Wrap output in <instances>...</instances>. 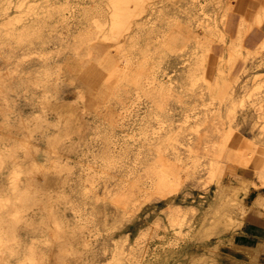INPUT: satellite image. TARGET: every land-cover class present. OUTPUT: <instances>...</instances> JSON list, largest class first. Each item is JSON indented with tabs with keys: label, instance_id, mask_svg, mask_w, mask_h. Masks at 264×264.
<instances>
[{
	"label": "rangeland",
	"instance_id": "1",
	"mask_svg": "<svg viewBox=\"0 0 264 264\" xmlns=\"http://www.w3.org/2000/svg\"><path fill=\"white\" fill-rule=\"evenodd\" d=\"M55 1L57 5L62 6L63 12L65 14L64 19H67V21L64 19V21L60 20L57 18V13H54V15H50L49 17L53 16L50 18V21L53 18H57V22L55 19L51 21L52 25L57 23L56 26L53 25L54 27H51V22H49L47 19L45 24L42 26L43 29L39 32L36 31L41 39L35 36L36 34L33 33V35L31 34V38H27L20 42L15 38H11L10 42L7 40L6 43H0V76L3 74L0 77V85L4 79H13L15 82H19L22 79L26 80L24 85L13 90H6L5 88H2V86L0 87V149L10 150L14 154V156L12 155L6 157V160L4 161L5 164L2 165L3 168H0V193L6 192L10 189L11 171L18 169L19 176L21 177L22 181L28 176H34L36 180L35 182L39 183L36 185L41 187H37L39 190L36 188L37 190H35L36 192H34L33 198L28 201L29 205L33 206L35 210L40 209V207L47 209L46 206H49L48 208H50L53 205L51 208L56 210L58 209L61 212L65 211L67 219L69 218L66 225V233L68 236L65 235L66 250L63 254L65 262L67 261L66 264L69 262V264H114L113 259L114 257L119 256L120 248H123L125 253L128 251V254L130 255L129 261L128 259H125L122 263L133 261L131 263L136 264V261L141 258V255L144 251L143 249L147 250L145 253L147 254L148 252L150 253L155 250L162 252L164 251L163 249L170 247L172 249L176 248L178 251L176 253L174 252L170 254L172 257H169L170 259H168L169 264H193L192 262L195 259L197 264H199V262L200 264H211V261L215 258L217 261H220L221 264H240L238 263L239 261L252 262L254 264H264V243L261 242V239L264 238H261L260 233L255 232L254 229L256 225L264 224V209L259 203L256 202V198L259 196V194L261 192V194H264V185L261 184L260 176L257 173L261 170V167L264 163V130L261 129V120L258 117L260 111L258 107L260 105L259 96L261 95L262 90L264 92V82L262 87L255 88L258 81L256 82L253 80V77L257 74L264 78V19L260 24L254 23L256 16L259 14L257 12L264 11V0H162V2L157 3V8L155 9L156 11L159 9L161 10L157 12L154 10L153 14L147 16L149 20L146 28L139 31V34L143 31V34L141 33L143 36H140V42H142L141 44L143 45L145 43L144 46H146V42H151L152 46H154L157 36L163 31V29H167L170 25H174L172 23L173 18L179 17L178 15H175L179 10L180 13H177L180 15L178 18L179 22L184 25L182 32H185V29H192L196 31L198 29L197 32L203 35V27H201L203 25L200 26V24H205V22H208V18L210 17V22L212 21L213 23L214 21H217L216 23L219 22L218 26L225 29V37L227 38V41H229V44L232 39L234 40L237 37L239 27H241L240 21H242L244 18L248 24L250 23V28H248L247 32L243 36V43L249 46V49L252 53L246 59L245 69L243 71L239 70L242 60L236 61L234 69H232V72L234 70H239L238 74L240 76L235 84L236 96L233 100L226 101H220L219 99L211 98L209 99L207 94L201 95L198 93L200 92V88L202 86L200 84L207 85L215 83L219 70L225 69L228 71L226 57L228 56L229 44L227 42H224L217 36H212V39L204 38L207 41L206 43L209 44V49L207 51H203V49L200 47L195 48L194 41L190 39L191 41L188 40L189 42H187V46L183 51L165 50L164 55L161 56L162 58L155 54V56L159 57H156V61L159 59L158 62H160L159 64L161 70L159 73L161 74V77L163 76L164 79L172 78L173 84L175 86L177 85V90H174L172 94H167L165 97L164 103L166 104L165 110L163 111L164 116L162 117L163 119L165 118L164 124L167 125L166 127H169L172 123L173 126H179L182 128L179 137L181 136L180 141L183 139L181 141L183 143L184 136L189 137L187 133L192 131L189 129L190 126L194 125L196 116L198 117V120L195 123L196 130L191 132V135L193 136V142L190 145L191 150H189L186 145H182L180 141L176 142V145L178 144L181 146V164L183 167L177 190L171 194H167L166 197H161L158 194H152L148 200H145V194H140L137 200L138 204L135 202L133 206L128 208V210L132 209L131 211L129 210L128 213H126L127 210L123 211L122 208H118L119 210L115 211V206L112 205L108 199H97L93 192L101 193L106 187L109 189H116V187L119 188L120 186H128L129 184L126 183H131L133 180L139 179V182H143L145 180V173L142 170L145 168L144 166L146 163V158L151 156L149 155V152L151 151L148 150L149 145L147 143L150 138L155 135V131L158 128V117L155 114L157 110L155 109L154 111V108L156 107H154L153 102L150 101L151 99L148 96H146L144 93H140L141 91L134 88L133 85H125L123 88L117 91V93H113L115 89V81L113 76L110 75L109 70L115 65V63H125L126 57L121 56L119 53V44L114 43L112 40L98 39L92 42L89 52H82V66L80 67L79 75H77L78 77H75L76 75H74V70L68 67L66 60L68 58L72 59L76 55L75 52H72V49L67 46L72 44L74 42L73 39H75V37L88 26V22L85 20L86 17L84 14V9L85 7L91 6V4L93 5V3L89 2V0L87 1L90 4H87L86 0H73L74 2H72V0ZM198 1L199 4L196 3ZM63 2L64 4L70 3L71 5L67 4L69 7L66 5L68 8L64 9L66 6L63 4ZM78 2H81L82 4H79ZM74 3L78 5H75ZM160 4L164 7H162ZM227 4H229V6ZM81 5L83 7L85 5L87 6L82 8ZM77 6L78 9L76 8ZM189 7L191 9H189ZM204 8L206 9L203 10ZM181 10L186 12H181ZM200 12H202L201 15H199ZM224 12L227 13L224 14ZM172 13L174 14L172 15ZM194 13L195 15L197 14L196 17H193ZM187 15L191 16V21H187V19H190V16L188 17ZM81 16H84L85 19ZM158 16L161 17L159 18ZM199 16L203 19L197 20V18H200ZM217 16L219 17V21ZM72 17H74L75 20H73ZM152 17H155L157 20L160 19L163 25H160V20L156 21L154 20L155 18L152 19ZM80 19H83V21L81 20L80 22ZM76 20H78V22H76ZM59 21H62V24L64 23V27ZM223 21L225 24L222 23ZM48 22L49 26L47 25ZM75 22L77 23L76 25ZM155 23H157V25ZM46 26L48 27L46 28ZM49 27H51L50 30L52 31L46 30L49 29ZM66 27H68L67 30H65ZM147 27L148 29L154 27V31L156 30L155 32L152 31L154 34L150 35L151 30H148ZM52 28L54 30L55 28L59 30L53 31ZM76 28H78L77 31ZM159 29L162 30L158 31ZM145 30H147V32ZM48 32L51 34V36H49ZM53 32L57 33L54 34ZM71 34H73L71 36L72 38L70 37ZM43 36H45L47 40L45 37L44 40ZM59 36L61 38L63 37L65 41ZM145 36H148V39H145ZM142 37H144L142 39L143 41L141 40ZM67 38L69 39V42L67 41ZM144 39L147 41L145 42ZM40 42H43L44 44H41ZM46 42L49 43L47 44ZM126 45H128V43ZM135 52L136 55L137 51ZM194 52L196 55H201L202 53L206 52L203 54L205 74L203 78L201 77L202 83L199 82V80L198 84H195L196 89L195 87L193 88L192 83H189L186 78H182L180 75H183L184 73L187 74L188 71L186 72L185 70V64L187 60L185 58H187L190 53ZM59 58L61 59L59 60ZM55 65H57V67ZM92 68L99 71V77L93 78L94 72L90 71V69L94 70ZM66 71H71L72 73H66ZM183 71L185 72L183 73ZM20 73L21 75H19ZM84 75L86 78L83 77V82H81L79 77ZM178 75L180 76V80ZM69 76H72V78H69ZM245 85H247V87L244 89ZM191 87L193 89H191ZM125 88H128L129 90H126ZM130 90H133V92ZM255 95L259 96L255 97ZM120 102L122 104H120ZM221 107L223 111H220ZM116 109L117 111H114ZM111 110L113 112H111ZM108 111L111 113V116H108L110 115L108 114ZM129 112L131 113L130 116H128ZM219 112H222L221 114L223 115H218ZM230 112L234 113L233 117H231L232 121H229L227 116H225ZM117 113L119 115H117ZM123 114L126 115L124 116ZM186 114L190 115L188 120H186ZM113 118L115 119L113 122H111ZM117 119H119V123L116 122ZM113 124L117 125L113 126ZM230 126L232 127V131L229 139L225 142V138L229 133V129L231 128ZM125 130L127 133H125ZM82 132H85L84 135ZM77 133L79 135H77ZM20 141L28 145L29 153L25 154V151L21 145L18 144ZM50 141L52 143H50ZM70 146H72L71 148H73V150L69 148ZM63 147L66 151L63 149ZM124 149L128 151H125ZM145 149L147 150L145 151ZM91 163L93 165H91ZM34 164L35 166H33ZM212 166L215 169V175L213 176L209 173ZM103 167L105 168V171L102 169ZM98 168L100 170H98ZM128 169V172L130 173L127 172ZM56 176L58 178H56ZM95 177H97V180ZM130 178L131 180L129 182L127 179ZM240 179H246L252 183H250L248 189L243 188L244 190L239 189L240 191H238V196L243 198L246 204L245 214L241 215L242 211L240 209L237 210L239 215L238 218L243 224L241 225L240 222L238 225L229 228V232L225 230L219 235L210 234L211 236L208 235V238L205 236V234L201 233L203 231L201 226L205 224L207 227L209 221L207 220L208 218H206L205 221L202 219L203 213L209 207V203L215 199L214 197L217 183L221 182L237 184ZM63 181H66L65 184L63 183L64 185H62ZM125 181L127 182L125 183ZM58 182H61V184ZM141 184L143 185V183ZM47 194L49 195L47 196ZM50 194L52 197L57 196L56 199L52 198ZM65 194H67L68 197H66L67 195L65 196ZM38 195L42 196L39 197ZM93 196L94 200H97V202L93 200ZM43 201H45L44 205ZM53 201L55 203H53ZM103 202L106 203L104 204ZM173 202L175 204L171 206V203ZM38 204L39 206H37ZM100 204L103 207H101ZM150 204L153 205L151 206ZM60 207L61 209H59ZM103 208L105 209V212H103ZM142 208L144 209L142 210ZM133 209L137 211H134ZM93 211L94 213L92 214ZM100 211L102 213H107L108 215L101 214ZM133 212L135 214H133ZM99 213L102 215L99 216L101 219L97 216L100 215ZM208 214L207 217L211 216L212 213ZM80 215L81 217H79ZM172 215L173 217H176V222L179 223H177L178 226L176 225V222L173 223L169 221V223L167 221L170 220ZM48 219L49 218L46 217L43 218V223H39V225L45 226L46 224L51 223L50 219L49 223H47ZM79 219L80 221H78ZM99 219L105 222L103 223V221H100L99 223ZM39 220L37 221V224L41 221ZM202 221L204 224H202ZM23 222L24 219L21 218L19 223L21 224ZM82 222L85 225H83ZM174 224L176 226H171ZM95 225H97V228L94 227ZM169 226H171V228ZM205 226L203 228H205ZM87 228L90 229L88 230ZM198 229L199 231L201 230V232H198ZM83 231L87 233H84ZM176 231H179L180 234L179 232L176 233ZM82 234H84V236ZM203 236L205 238H203ZM78 237H83V241L78 242ZM86 238L89 240L87 244ZM89 238L91 239V242ZM58 239L62 240L64 237H58ZM68 239L70 240L69 242ZM75 243L77 249L75 248ZM91 243L93 245H91ZM128 243H130L129 246ZM169 244L171 246H169ZM78 245H80L81 248ZM87 248L89 251L86 250ZM71 249L73 251H71ZM130 249L135 252L129 253ZM60 256L59 254L57 256V252H52L49 256L48 262L46 263L62 264L63 256ZM70 256L71 258H69ZM106 256L108 258H106ZM57 257L60 259L59 261L57 260ZM49 261H51V263Z\"/></svg>",
	"mask_w": 264,
	"mask_h": 264
},
{
	"label": "bare ground",
	"instance_id": "2",
	"mask_svg": "<svg viewBox=\"0 0 264 264\" xmlns=\"http://www.w3.org/2000/svg\"><path fill=\"white\" fill-rule=\"evenodd\" d=\"M63 1V0H62ZM65 1V0H64ZM67 1V0H66ZM178 1V0H177ZM201 1V0H200ZM61 2V1H60ZM72 2H74L72 0ZM87 4L89 2H92L93 5L91 4V6L89 7H85L87 5H85V9H84V17L85 20H87L88 22V26L86 28H84L80 33L78 31V35L76 36L75 34V39L74 42L72 44H69L70 49H72V52H75V57L72 59H67L66 60V64L68 65V67L72 68L75 72L74 75H76L75 77H78L77 75H79V71H80V67L81 65V59H82V52L84 51V53H88L89 49H90V45L92 42H94L95 40L98 39H102V40H112L114 43L119 44V53L121 54V56H125L126 57V61L125 63L123 62V64L121 62L115 63V65L109 70L110 75L113 76L114 81H115V89L113 91V93H117V91H119L121 88H123V86L125 85H133L134 88L140 90V93H144L146 96H148L151 102H153L154 104V111L155 109L156 111V116L158 117V128L155 131V135L147 140L148 141V150L151 151L149 152V158H146V163H145V168L144 170V177L145 180L143 182H139L138 180H133L131 181V183H126L127 181H125L126 184H129L128 186H120L119 188L116 187V189H112V188H108L106 187L101 193H94L97 199H108L110 201V203L112 205L115 206V211L119 210L118 208H122L123 211L127 210L126 213H128V208H130L131 206H133L135 204V202L137 203L138 198L140 196V194L144 195L146 197L145 200L150 199V196L152 194H158L161 197H166L167 194H171L172 192L177 190V186L179 184L180 181V174L181 171L183 169L182 167V157H181V146H179L178 144L176 145V142L180 141V131H182V128H180L179 126L175 127L173 126V124L171 123L169 127H166L167 125L164 124L165 122V118L163 119L162 117L163 115V111L165 110V97L167 94H172L174 92V90H177L176 86L173 84V80L172 78H168V79H164L163 76L161 77V74L159 72H161L160 70V62L159 59L158 61H156V57L155 54L159 55L160 57L164 55L165 50H171V51H183L185 49V47L187 46V42H189L188 40L192 39L194 41V46L195 48L200 47L201 49H203V51H207L209 49V44L206 43L207 41L204 38L207 39H212V36H217L219 39L223 40L224 42H229L227 41V38L225 37V29H223V27H219L218 23H216L215 21L212 23V21H209L208 18V22H205V24H200L202 22H200V26L203 27V35L198 31V27L196 28V30H192V29H185V32H182L184 29V25H182L179 22V17L180 15L177 14L180 10H179L175 15H178L179 17H175L173 18V24L174 25H170L167 29H163V31L157 36V39L155 40V44L154 46H152L151 42H146L147 40H145L148 36H145V42H146V46L145 43L144 45L141 44L142 42H140V36L143 34L142 32L139 31L144 30L146 28V25L148 23L149 18L147 17L148 15L150 16V14H153V11L157 8V3L162 2V0H89V2L86 0ZM192 2V1H190ZM194 2V1H193ZM207 2V1H206ZM45 3V4H44ZM62 3V2H61ZM60 3V4H61ZM79 4L81 2H78ZM199 4V1L196 2ZM44 4V5H43ZM64 4V2H63ZM70 3H66L64 4L65 6ZM75 4V3H74ZM82 4V3H81ZM85 4V3H84ZM83 4V5H84ZM90 4V3H89ZM190 4V3H189ZM192 4V3H191ZM205 4V3H204ZM42 5V6H41ZM62 5V4H61ZM78 5V4H75ZM161 5V4H160ZM194 5V3H193ZM229 6V4H227ZM68 6V5H67ZM64 7L68 8V7ZM82 6V5H81ZM162 6V5H161ZM158 6V7H161ZM166 6V5H165ZM191 6V5H189ZM196 6V5H195ZM205 6V5H204ZM208 6V5H207ZM264 6V5H263ZM73 7V5H72ZM82 6V8H84ZM164 7V6H162ZM194 7V6H193ZM201 7V6H200ZM78 9V6L76 7ZM177 8V7H176ZM188 8V6H187ZM199 8V7H198ZM203 8V7H202ZM207 8V7H206ZM206 8H204L203 10H205ZM11 9V10H10ZM81 9V7H80ZM159 9V8H158ZM189 9H191L189 7ZM193 9V8H192ZM261 9V8H260ZM71 10V9H70ZM161 10V9H159ZM157 10V11H159ZM163 10V9H162ZM194 10V9H193ZM197 10V9H195ZM199 10V9H198ZM226 10V9H225ZM69 11V10H68ZM78 11V10H77ZM155 10V12H157ZM209 11V9H208ZM227 11V10H226ZM76 12V11H75ZM174 12V11H173ZM181 12H186V11H182ZM204 12V11H203ZM207 12V11H206ZM54 13H57V18H59L60 20H63L65 18V14L63 12L62 6L57 5L55 0H0V43H6L7 40H9L11 38H15L17 41H23L27 38H31V34L33 35V33H35L37 37H39V34H37V32H39L40 30L43 29V25L45 24L46 20L48 19L49 22L53 21V18L50 21V18L53 17H49L50 15H54ZM72 13V12H71ZM70 13V14H71ZM74 13V12H73ZM81 13V12H80ZM170 13V12H169ZM180 13V12H179ZM190 13V12H189ZM188 13V14H189ZM199 13V12H198ZM202 12H200L199 15H201ZM208 13V12H207ZM227 13V12H226ZM224 12V14H226ZM259 13L256 16L255 22L257 24H260L262 22V20L264 19V11L263 12H257ZM67 14V11H66ZM77 14V12H76ZM83 14V13H82ZM81 14V15H82ZM83 14V15H84ZM158 14V13H156ZM162 14V12H161ZM174 13H172L173 15ZM155 15V14H154ZM152 15V16H154ZM160 15V14H159ZM191 15V14H190ZM189 15V16H190ZM195 15V13H194ZM193 17H196V15ZM208 15V14H207ZM214 15V14H213ZM157 16V15H156ZM188 16V15H187ZM188 16V17H189ZM211 16V15H210ZM223 16V15H222ZM49 17V18H48ZM68 17V16H67ZM77 17V16H76ZM75 17V18H76ZM80 17V16H79ZM159 17V16H158ZM161 17V16H160ZM159 17V18H160ZM163 17V16H162ZM192 17V18H193ZM200 17V16H199ZM203 17V16H202ZM213 17V16H212ZM218 17V16H217ZM224 17V16H223ZM57 18L55 19L57 22ZM69 18V17H68ZM73 20L74 17H72ZM155 17H152V19H154ZM214 18V17H213ZM242 18V17H241ZM77 19V18H76ZM151 19V20H152ZM164 19V18H163ZM195 19V18H194ZM200 19L202 20L203 18H197V20ZM219 21V17L217 18ZM222 19V18H221ZM65 20V19H64ZM63 20V21H64ZM70 20V19H68ZM81 20L83 21V19H80L79 21L81 22ZM156 21L160 20V19H154ZM152 20V21H154ZM191 21V16L190 19H187V21ZM196 20V19H195ZM199 20V21H200ZM211 20V19H210ZM213 20V19H212ZM216 20V19H215ZM67 21V19L65 20ZM207 21V20H206ZM49 22L47 23V25L49 24ZM60 22V21H59ZM62 22V21H61ZM60 22V24H62ZM76 22H78V20H76ZM75 22V25L77 24ZM85 22V21H84ZM83 22V23H84ZM159 22H161L160 25L162 24V21L160 20ZM185 22V21H184ZM204 22V21H203ZM241 22V27H239V32L237 37L230 42L229 44V48H228V56L226 57V61H227V70L222 69L219 70V73L217 75L216 81L214 84H207V85H202L200 88V92L198 94L204 95L207 94L209 96V99H219L220 101H226V100H233L236 96V82L238 81V78L240 77L238 74L239 70H244L245 69V61L248 58V56L252 53L249 49V46L246 45L245 43H243V36L245 35V33L247 32L248 28H250V23L248 24L247 21L243 18ZM249 22V21H248ZM70 23V21H69ZM68 23V24H69ZM74 23V22H73ZM82 23V24H83ZM153 23V22H152ZM164 23V22H163ZM192 23V22H190ZM189 23V24H190ZM194 23V21H193ZM198 23V22H197ZM222 23L225 24V22L223 21ZM57 23L53 24L56 26ZM59 24V23H58ZM66 24V23H65ZM67 24V25H68ZM80 24V25H82ZM150 24V23H149ZM157 25V23H155ZM195 24V23H194ZM51 27L52 22H51ZM64 27V23L62 24ZM79 25V24H78ZM155 25V26H156ZM220 25V24H219ZM223 25V24H222ZM49 26V25H48ZM46 26V28L48 27ZM70 26V25H69ZM83 26V25H82ZM149 26V25H148ZM154 26V27H155ZM199 26V25H198ZM224 26V25H223ZM51 27H49V29L46 30H50ZM54 27V26H53ZM154 27H151V31H150V35L154 34L152 31H154ZM187 27V26H186ZM192 27V26H191ZM195 27V25H194ZM58 28V27H57ZM57 28H55V30L53 29V31H56ZM68 27H66L65 30H67ZM72 28V26H71ZM70 28V29H71ZM193 28V27H192ZM64 29V28H63ZM78 28H76L77 31ZM82 29V28H81ZM148 29V27H147ZM148 29V30H149ZM194 29V28H193ZM59 30V29H58ZM57 30V31H58ZM162 30V29H161ZM160 29L158 31H161ZM201 30V29H200ZM35 31V32H34ZM37 31V32H36ZM52 31V30H50ZM62 31V30H61ZM69 31V30H68ZM67 31V32H68ZM147 32V30H145ZM144 31V32H145ZM156 31V30H155ZM154 31V32H155ZM63 32V31H62ZM65 32V31H64ZM152 32V33H151ZM43 33V31H42ZM49 33V32H48ZM52 33V32H51ZM54 33V32H53ZM57 33V32H55ZM54 33V34H55ZM60 33V31H59ZM142 33V34H141ZM159 33V32H157ZM67 34V33H66ZM69 34V33H68ZM149 34V33H148ZM61 35V34H60ZM64 35V34H63ZM62 35V36H63ZM73 34L70 35V37ZM146 35V34H145ZM49 36H51V34L49 33ZM56 36V35H54ZM53 36V37H54ZM68 36V35H67ZM143 36V35H142ZM156 36V35H153ZM42 37V36H41ZM45 36H43L44 39ZM58 37V36H57ZM60 37V36H59ZM66 37V36H65ZM64 37V38H65ZM151 37V36H150ZM40 38V37H39ZM56 38V37H54ZM61 38V37H60ZM69 38V37H68ZM67 38V41L70 39ZM72 38V37H71ZM144 37L141 38V40ZM152 38V37H151ZM41 39V38H40ZM46 39V37H45ZM44 39V40H45ZM62 40L63 37L61 38ZM66 39V38H65ZM148 39V38H147ZM47 40V39H46ZM51 40V39H50ZM55 40V39H52ZM58 40V39H57ZM65 41V40H64ZM143 41V40H142ZM191 41V40H190ZM61 42V41H60ZM69 42V41H68ZM67 42V43H68ZM39 43V42H38ZM41 43V42H40ZM45 43V41H44ZM43 42L41 44H44ZM47 43V42H46ZM49 43V42H48ZM47 43V44H48ZM128 43V45H126ZM9 44V43H8ZM63 44V43H61ZM66 44V43H65ZM64 44V45H65ZM63 45V47H64ZM49 46V45H48ZM59 46V45H58ZM52 47V46H51ZM65 47V48H67ZM57 48V47H56ZM55 48V49H56ZM53 49V48H52ZM61 49V48H60ZM68 49V50H70ZM54 50V49H53ZM59 50V48H58ZM70 51V52H71ZM135 51H137V54L139 55H135ZM58 52V51H57ZM61 52V51H60ZM185 53V52H184ZM206 53V52H204ZM204 53H202L201 55H196L195 52L194 53H190L188 55L187 58H185L187 60L186 64H185V70L187 72V74H185L183 71V75H181L182 78H186V80L189 83H192L193 88L196 86L195 84H198V81L201 82V77L203 78L204 76ZM195 54V55H194ZM69 55V53H68ZM74 55V54H73ZM72 55V56H73ZM196 56V57H195ZM207 56V55H206ZM66 57V56H65ZM68 57V56H67ZM70 57V56H69ZM159 58V57H157ZM162 58V57H161ZM61 58H59L60 60ZM65 60V58H64ZM163 60V59H162ZM185 60V61H186ZM238 60H242V64L239 68L238 71L234 70L232 72V69H234L235 63ZM63 61V59H62ZM161 61V60H160ZM184 61V60H183ZM57 62V61H56ZM184 63V62H183ZM206 63V61H205ZM63 65V64H62ZM66 65V66H67ZM237 65V64H236ZM57 67V65H55ZM61 67V66H59ZM64 67V66H63ZM162 67V66H161ZM167 67V66H166ZM206 67V66H205ZM13 68V67H12ZM16 68V67H15ZM14 68V69H15ZM67 69V68H66ZM94 69V68H92ZM162 69V68H161ZM10 70V69H9ZM18 70V69H16ZM65 70V69H64ZM72 70V71H73ZM62 71V70H60ZM91 72H94L93 78H97L100 76V73L98 70H91ZM13 72V71H11ZM17 72V71H16ZM71 72V71H66V73ZM231 72V73H230ZM22 73V72H21ZM21 73L19 75H21ZM64 73V71H63ZM72 73V72H71ZM201 74V75H200ZM3 75V74H2ZM1 75V76H2ZM11 75V73H10ZM66 75V74H65ZM64 75V76H65ZM69 75V74H68ZM163 75V74H162ZM165 75V74H164ZM167 75V74H166ZM241 75V74H240ZM0 76V77H1ZM63 76V75H62ZM175 76V75H174ZM173 76V77H174ZM179 76V75H178ZM6 77V76H5ZM8 77V76H7ZM23 77V76H22ZM67 77V76H66ZM72 78V76H69V78ZM83 77L86 78V76H80L79 80H81V82H83ZM166 77V76H165ZM25 78V77H24ZM28 78V77H27ZM61 78V77H60ZM68 78V79H69ZM74 78V77H73ZM206 79V78H205ZM61 80V79H60ZM175 80V79H174ZM179 80H180V76H179ZM253 80H255L257 82V85L255 88H259L263 86V82H264V78H262V76L260 75H256L253 77ZM52 81V80H51ZM55 81V80H54ZM186 81V82H187ZM208 81V80H206ZM26 82V80L22 79L19 82H15L13 81V79H9V80H2V84L0 85V87L2 86V88H5L6 90H13L16 89L17 87H20L22 85H24ZM185 82V83H186ZM202 83V82H201ZM204 83V82H203ZM209 83V82H208ZM52 84V83H51ZM50 84V85H51ZM48 85V86H50ZM190 86V85H189ZM247 87V85L244 86ZM60 88V87H59ZM58 88V90H59ZM83 88V86H82ZM130 88V87H129ZM191 87V89H193ZM51 89V87H50ZM57 89V88H56ZM126 89V88H125ZM133 89V88H131ZM188 89V88H187ZM196 89V87H195ZM248 89V88H247ZM264 89V88H263ZM2 90V89H1ZM57 90V91H58ZM126 90H129L128 88ZM134 90V89H133ZM133 90L131 92H133ZM249 90V89H248ZM254 90V89H253ZM247 91V90H246ZM256 91V90H255ZM84 92V91H83ZM184 92V91H183ZM3 93V92H2ZM129 93V92H127ZM136 93V92H135ZM260 93V92H258ZM132 94V93H131ZM141 94V95H142ZM186 94V93H185ZM189 94V93H188ZM193 94V93H192ZM197 94V92H196ZM135 95V94H134ZM133 95V96H134ZM175 95V94H174ZM191 95V94H190ZM260 95V94H259ZM258 95V96H259ZM84 96V95H83ZM131 96V95H130ZM132 96V97H133ZM136 96V95H135ZM145 96V97H146ZM179 96V95H178ZM257 95H255L256 97ZM257 96V97H258ZM116 97V96H115ZM118 98V97H116ZM126 98V97H125ZM130 98V97H129ZM137 98V97H136ZM147 98V97H146ZM184 98V97H183ZM121 99V98H119ZM118 99V100H119ZM131 99V98H130ZM256 99V98H255ZM6 100V99H5ZM133 100V99H132ZM137 100V99H136ZM182 100V99H181ZM254 101V100H253ZM259 102L260 105L258 106L260 111L258 114L259 119L261 120V129L264 130V92L262 90L261 95L259 96ZM128 103V102H127ZM227 103V102H226ZM120 104H122L120 102ZM132 104V103H131ZM222 104V103H221ZM26 105V104H25ZM129 105V104H128ZM134 105V104H133ZM255 105V104H254ZM24 106V105H23ZM28 106V105H27ZM125 106V105H124ZM226 106V105H225ZM121 107V106H120ZM123 107V106H122ZM132 107V106H131ZM218 107V106H217ZM229 107V106H228ZM227 107V108H228ZM232 107V106H231ZM119 108V107H118ZM257 108V107H256ZM20 109V108H19ZM24 109V108H23ZM121 109V108H120ZM134 109V108H133ZM132 109V110H133ZM148 109V108H147ZM150 109V108H149ZM189 109V108H188ZM232 109V108H231ZM29 110V109H28ZM128 110V109H127ZM136 110V109H135ZM134 110V111H135ZM110 111V110H109ZM108 111V112H109ZM114 111H117L114 110ZM123 111V110H122ZM137 111V110H136ZM222 107H221V110ZM111 112H113L111 110ZM119 112V111H118ZM121 112V111H120ZM145 112V111H144ZM161 112V113H160ZM218 112V111H217ZM26 113V112H25ZM116 113V112H115ZM128 113V112H127ZM142 113V112H141ZM146 113V112H145ZM144 113V114H145ZM151 113V112H150ZM222 113V112H221ZM220 112L218 113V115L222 116L223 114H221ZM27 114V113H26ZM108 116H111V113L109 112ZM113 114V113H112ZM122 114V113H121ZM130 112L129 115L130 116ZM152 114V113H151ZM154 114V113H153ZM168 114V113H167ZM117 115H119L117 113ZM124 115V114H123ZM121 115V116H123ZM126 115V114H125ZM124 115V116H125ZM197 115V114H196ZM234 113L230 112L227 116V118L229 119V121H232ZM115 116V115H114ZM189 114H186V120H188L189 118ZM194 116V115H193ZM109 118V117H108ZM116 118V117H115ZM113 118L111 122H113V120L115 119ZM119 118V117H117ZM124 118V117H123ZM127 118V116H126ZM148 118V117H147ZM120 119V118H119ZM116 122H118V120ZM140 119V118H139ZM138 119V120H139ZM129 120V118H128ZM142 120V119H141ZM198 120V117H195V122L194 125L190 126L189 130H196L195 128V123ZM145 121V120H144ZM147 121V120H146ZM121 122V121H120ZM126 122V121H125ZM141 122V121H140ZM119 123V122H118ZM141 124V123H140ZM116 126L117 124H113V126ZM127 125V124H126ZM231 125V124H230ZM184 127V126H183ZM231 127V126H230ZM124 128V127H123ZM121 128V129H123ZM112 129V128H111ZM124 130V129H123ZM132 130V129H131ZM129 131V130H128ZM133 131V130H132ZM152 131V130H150ZM192 131L188 132L187 135H189V137L184 136V142L182 143L181 140L180 142L182 143V145H186L188 147L189 150H191V143L193 142V136L191 135ZM232 131V127L229 129V133L227 134L226 138H225V142L229 139L230 134ZM81 132V131H79ZM124 132V131H123ZM83 133V132H82ZM81 133V134H82ZM85 133V132H84ZM83 133V135H84ZM111 133V132H110ZM116 133V132H115ZM125 133L126 130H125ZM114 134V133H113ZM119 134V133H118ZM132 134V133H131ZM49 135V134H48ZM47 135V138H48ZM77 135H79L77 133ZM130 135V134H129ZM81 136V135H80ZM79 136V137H80ZM107 136V134H106ZM126 136V134H125ZM128 136V135H127ZM51 137V135H50ZM49 137V139H50ZM114 137V136H112ZM111 137V138H112ZM134 137V136H133ZM186 137V138H185ZM109 138V137H108ZM122 138V135H121ZM120 138V139H121ZM124 138V137H123ZM129 138V137H128ZM119 139V137H118ZM144 139V138H143ZM48 140V139H47ZM53 140V139H52ZM51 140V141H52ZM106 140V139H105ZM115 140V139H114ZM124 140V139H123ZM128 140V139H127ZM146 140V142H147ZM50 141V143H52ZM75 141V140H74ZM118 141V140H117ZM126 141V140H125ZM129 141V140H128ZM120 142V141H119ZM224 142V143H225ZM81 143V142H80ZM115 143V141H114ZM123 143V142H122ZM19 145H21V147L23 148V150L26 153H29L28 151V145L25 144L24 142L20 141L18 143ZM69 144V143H68ZM73 144V143H72ZM77 144V143H76ZM105 144V143H104ZM107 144V143H106ZM110 144V143H109ZM120 144V143H119ZM142 144V143H141ZM70 145V144H69ZM82 145V144H81ZM67 146V145H66ZM77 146V145H75ZM74 146V147H75ZM80 146V145H79ZM107 146V145H106ZM104 146V147H106ZM119 146V145H118ZM129 146V145H128ZM65 147V146H64ZM63 147V149L65 150V148ZM68 147V146H67ZM72 146H70L69 148H71ZM108 147V146H107ZM116 147V146H115ZM32 148V147H31ZM39 148V147H38ZM113 148V147H112ZM121 148V147H120ZM125 148V147H124ZM128 148V147H126ZM141 148V147H140ZM10 149V148H9ZM62 149V151H63ZM73 150V148H71ZM105 149V148H104ZM103 149V150H104ZM115 149V148H114ZM113 149V150H114ZM123 149V148H122ZM39 150V149H38ZM110 150V149H109ZM118 150V149H117ZM125 150V149H124ZM147 149H145L146 151ZM16 151V150H15ZM66 151V150H65ZM121 151V149H120ZM119 151V152H120ZM128 151V150H125ZM124 151V152H125ZM72 152V151H71ZM113 152V151H112ZM116 152V151H115ZM114 152V153H115ZM118 152V151H117ZM123 152V151H122ZM69 153V152H68ZM77 153V152H76ZM106 153V152H105ZM108 153V152H107ZM70 154V153H69ZM121 154V152H120ZM125 154V153H122ZM139 154V153H138ZM148 154V153H147ZM14 156V154L12 153V151L10 150H6L0 149V168H3V164L4 161L6 160L5 158L8 156ZM112 155V154H111ZM141 155V153H140ZM67 156V154H66ZM71 156V155H70ZM147 156V155H146ZM51 157V155H50ZM49 157V158H50ZM106 157V156H105ZM117 157V156H115ZM119 157V156H118ZM58 158V157H57ZM56 158V159H57ZM60 158V157H59ZM13 159V158H11ZM52 159V158H50ZM116 160V159H115ZM114 160V161H115ZM142 161V160H141ZM15 162V161H14ZM107 162V161H106ZM112 162V161H111ZM116 162V161H115ZM57 163V162H56ZM95 163V162H94ZM99 164V163H98ZM140 164V163H139ZM57 165V164H56ZM60 165V164H59ZM84 165V164H83ZM88 165V164H87ZM91 165H93L91 163ZM107 165V164H106ZM141 165V164H140ZM139 165V166H140ZM35 166V164L33 165ZM90 166V163H89ZM87 166V167H89ZM98 166V165H97ZM58 167V166H56ZM100 167V166H99ZM108 167V166H107ZM1 168V169H2ZM37 168V167H35ZM61 168V167H60ZM63 168V167H62ZM142 168V167H141ZM0 169V170H1ZM16 169V168H15ZM89 169V168H87ZM96 169V166H95ZM103 170L105 169L104 167L102 168ZM101 169V171H102ZM132 169V168H131ZM135 169V168H134ZM7 170V169H6ZM98 170H100L98 168ZM108 170V169H107ZM138 170V169H137ZM141 170V169H140ZM60 171V170H58ZM63 171V170H62ZM96 171V170H95ZM105 171V170H104ZM129 171V169L127 170V172ZM141 172V171H140ZM130 173V172H128ZM134 173V172H133ZM139 173V171H138ZM209 173L213 176L215 175V169L212 166L210 168ZM260 176V182L262 185H264V163L261 167V170L257 172ZM141 174V173H140ZM139 174V175H140ZM22 176V175H21ZM63 176V175H62ZM125 176V175H124ZM127 176V175H126ZM136 176V175H135ZM134 176V177H135ZM138 176V174H137ZM136 176V177H137ZM11 182H10V189L6 192H1L0 193V264H48L46 262H48L49 260V256L51 255L52 252H57V256L59 254L60 257L63 256V254L65 253L66 250V246H65V235L68 236V234L66 233V225L67 222L69 220V218L67 219L65 211L61 212L60 210H56L53 208H48L49 206H46L47 209H43L40 207V209L35 210V208H33V206H30L28 201L30 199L33 198V194L34 192H36L35 190H39V186H37L35 181L34 176H28L26 177L23 181L21 179V177L19 176V170H13L11 171ZM52 177V176H51ZM60 177V175H59ZM133 177V178H134ZM46 178V177H45ZM44 178V179H45ZM56 178H58L56 176ZM66 178V177H65ZM97 177H95L96 179ZM142 178V176H141ZM67 179V178H66ZM91 179V178H89ZM43 180V178H42ZM58 180V179H57ZM60 180V179H59ZM62 180V177H61ZM97 180V179H96ZM95 180V181H96ZM124 180V179H123ZM131 180L130 179H127ZM121 181V180H120ZM42 182V181H41ZM44 182V181H43ZM53 182V181H52ZM66 181L62 182V185L65 184ZM59 183V182H58ZM64 183V184H63ZM120 183V182H119ZM143 183V185L141 184ZM251 181H248L246 179H240V181L237 184H232V183H221L218 182L216 185V189H215V199L209 203V207L205 210V212L203 213V219L205 221L206 218H208L207 220L208 225L207 227L205 226V224L202 221V225L201 228L203 229V231L201 232V230L198 232H201L202 234H205V236L208 237L211 236L210 234H217L219 235L221 232H224L225 230L228 231L229 228L234 227L236 225H238L241 220L238 218V209H240L242 211V214L246 213V207H245V202L243 200V198L238 196V191H240L239 189H248V186L250 185ZM61 184V182L59 183ZM252 184V183H251ZM54 185V183H53ZM122 185V182H121ZM124 185V182H123ZM47 186V185H44ZM57 186V183H56ZM61 186V185H60ZM39 187V188H37ZM59 187V186H58ZM37 188V189H36ZM46 188V187H45ZM44 188V189H45ZM43 189V190H44ZM47 189V188H46ZM45 189V190H46ZM243 189V190H244ZM42 190V189H41ZM40 190V191H41ZM53 190V189H52ZM259 190V189H258ZM55 191V190H54ZM57 192V191H56ZM55 192V193H56ZM47 193V191H46ZM51 193V192H49ZM245 193V192H244ZM262 193V192H261ZM259 194V196L256 198V202L260 204V206L264 209V194ZM41 194V193H40ZM57 194V193H56ZM92 194V192H91ZM92 194V195H93ZM45 195V194H44ZM49 194H47L48 196ZM51 195V194H50ZM67 194H65L66 196ZM175 195V194H174ZM258 195V194H257ZM39 197H41L40 195H38ZM90 196V195H89ZM173 196V195H172ZM35 197V196H34ZM37 197V195H36ZM52 197V195H51ZM57 196L52 197L56 199ZM64 197V196H61ZM59 197V198H61ZM68 197V195L66 196ZM70 197V196H69ZM142 197V196H141ZM48 199V198H47ZM46 199V201H47ZM65 199V198H64ZM63 199V200H64ZM71 199V198H70ZM39 200V199H38ZM42 200V199H41ZM45 200V198H44ZM51 200V199H50ZM58 200V199H57ZM62 200V202H63ZM66 200V199H65ZM74 200V199H73ZM93 200H94V196H93ZM92 200V201H93ZM142 200V198H141ZM36 201V200H35ZM49 201V200H48ZM55 201V200H54ZM53 201V203H55ZM60 201V200H59ZM59 201H58V205H59ZM69 201V200H68ZM95 201V200H94ZM103 201V200H102ZM108 201V202H109ZM43 201V205H44ZM50 202V201H49ZM65 202V201H64ZM70 202V201H69ZM74 202V201H73ZM90 202V201H89ZM97 202V200L95 201ZM255 202V204L257 205V203ZM33 203V202H32ZM30 203V204H32ZM42 203V202H41ZM52 203V204H53ZM104 204L106 202H103ZM36 204V203H35ZM51 204V203H50ZM49 204V205H50ZM57 204V203H56ZM63 204V203H60ZM66 204V203H65ZM96 204V203H94ZM93 204V206H94ZM99 204V203H98ZM102 204V202H101ZM100 204V205H101ZM138 204V203H137ZM173 206L175 203H171ZM206 204V203H205ZM258 204V205H259ZM34 205V203H33ZM78 205V204H77ZM151 205V204H150ZM153 205V204H152ZM151 205V206H152ZM39 206V204L37 205ZM42 206V204H41ZM56 206V205H55ZM66 206V205H64ZM75 206V205H74ZM92 206V207H93ZM105 206V205H104ZM140 206V205H139ZM43 207V206H42ZM45 207V208H46ZM59 207V206H58ZM77 207V206H76ZM101 207H103L101 205ZM137 207V205H136ZM39 208V207H38ZM68 208V207H66ZM65 208V209H66ZM78 208V207H77ZM94 208V207H93ZM97 208V207H96ZM140 208V207H139ZM61 209V207L59 208ZM71 209V207H70ZM98 209L100 210V208L98 207ZM97 209V211H98ZM104 209V208H103ZM144 208H142L143 210ZM155 209V208H154ZM67 210V209H66ZM94 210V209H93ZM121 210V209H120ZM132 210V209H131ZM130 210V211H131ZM134 210V209H133ZM251 210V209H249ZM80 211V210H79ZM87 211V210H86ZM90 211V209H89ZM92 211V209H91ZM96 211V210H95ZM137 211V210H134ZM139 211V210H138ZM99 212V211H98ZM105 212V209L104 211ZM88 213V212H87ZM94 213V211L92 212V214ZM96 213V212H95ZM101 214L104 215H108L107 213H102L100 211ZM99 213V214H100ZM208 213H212L211 216L207 217ZM89 214V213H88ZM87 214V215H88ZM97 214V213H96ZM97 215L102 216V215ZM133 214H135L133 212ZM83 215V214H82ZM90 215V214H89ZM88 215V216H89ZM209 215V214H208ZM78 216V215H77ZM139 216V215H138ZM49 218L51 223H49V219L47 221V223L45 226H40L39 223H43L42 220L43 218ZM81 217V215L79 216ZM86 217V216H85ZM84 217V219H85ZM140 217V216H139ZM244 217V216H241ZM246 217V216H245ZM24 219L23 223H19L20 220ZM74 218V217H73ZM83 218V217H82ZM91 218V217H90ZM100 218V217H99ZM143 218V217H142ZM145 218V217H144ZM40 222L37 221L38 220ZM101 219V218H100ZM98 220L99 223L100 221L102 222L103 220ZM105 219V218H104ZM210 219V220H209ZM91 220V219H90ZM46 221V220H45ZM72 221V220H71ZM70 221V222H71ZM80 221V219L78 220ZM83 221V220H81ZM97 221V223H98ZM107 221V220H106ZM168 222L171 221L173 223H175L177 221L176 217L173 215L171 216L170 220H167ZM69 222V223H70ZM93 222V221H92ZM105 221H103L104 223ZM77 223V222H76ZM83 223V222H82ZM90 223V222H89ZM98 223V224H99ZM170 223V222H169ZM168 223V224H169ZM178 222H176L177 225ZM181 223V222H180ZM179 224V223H178ZM241 225L243 224L242 222L240 223ZM39 225V226H38ZM74 225V224H73ZM80 225V224H79ZM83 225H85L83 223ZM171 225V226H176ZM82 226V224H81ZM80 226V228H81ZM91 226V225H90ZM97 225H95L94 227H96ZM171 226H169L171 228ZM178 226V225H177ZM180 226V225H179ZM205 226V228H203ZM68 227V226H67ZM72 227V225H71ZM89 227V225H88ZM75 228V227H74ZM78 228V229H80ZM93 228V226H92ZM97 228V227H96ZM88 229V228H87ZM86 229V230H87ZM90 229V228H89ZM88 229V230H89ZM71 230V229H70ZM76 230V228H75ZM96 230V229H95ZM167 230V229H166ZM196 230V229H195ZM181 231V229H180ZM68 232V231H67ZM72 232V230H71ZM77 232V231H76ZM74 232V233H76ZM80 232V230H79ZM82 232V231H81ZM84 232V231H83ZM93 232V231H92ZM179 231H176V233ZM78 233V232H77ZM87 233V232H84ZM89 233V232H88ZM182 233V232H181ZM193 233V232H192ZM231 233V232H230ZM244 233V232H243ZM180 234V232H179ZM194 234V233H193ZM192 234V235H193ZM237 234V233H236ZM78 235V234H77ZM84 236V234H82ZM86 235V234H85ZM195 235V234H194ZM193 235V236H194ZM199 235V234H198ZM201 235V234H200ZM239 235V234H238ZM64 237V239L60 240L58 239V237ZM76 236V234H75ZM79 236V235H78ZM122 236V235H121ZM173 236V235H172ZM176 236V235H175ZM190 236V235H189ZM197 236V235H196ZM202 236V235H201ZM245 236V235H244ZM243 236V238H244ZM88 237V236H87ZM97 237V236H96ZM128 237V236H127ZM232 237V236H231ZM57 238V239H56ZM74 238V236H73ZM77 238V237H76ZM75 238V239H76ZM78 242H82L83 239L78 237ZM95 238V237H94ZM120 238V237H119ZM191 238V237H190ZM194 238V237H192ZM203 238H205L203 236ZM209 238V237H208ZM71 239V238H70ZM90 239V238H89ZM59 240V241H58ZM74 240V239H73ZM72 240V241H73ZM94 240V239H93ZM226 240V239H225ZM70 240L68 239V242ZM71 241V242H72ZM89 240H87L86 238V244ZM173 241V240H172ZM219 241V240H218ZM223 241V240H222ZM91 242V239H90ZM121 242V241H119ZM123 242V241H122ZM171 242V241H170ZM224 242V241H223ZM84 243V242H83ZM165 243V242H164ZM69 244V243H68ZM81 244V243H80ZM119 244V243H118ZM124 244V243H123ZM130 243H128L129 246ZM177 244V243H176ZM222 244V243H221ZM82 245V244H81ZM85 245V243H84ZM91 245H93L91 243ZM135 245V244H134ZM148 245V244H147ZM173 245V244H172ZM178 245V244H177ZM72 246V245H71ZM80 247V245H78ZM86 246V245H85ZM120 246V245H119ZM126 246V243H125ZM136 246V245H135ZM160 246V245H159ZM169 246H171L169 244ZM78 247V249H79ZM88 248H90L89 246H87ZM132 247V246H131ZM130 247V248H131ZM142 247V246H141ZM168 247V246H167ZM177 247V246H176ZM71 248V247H70ZM69 248V250H70ZM74 248V247H73ZM75 248L76 247V243H75ZM74 248V249H75ZM81 248V247H80ZM84 248V247H83ZM86 248V247H85ZM88 248L86 250H88ZM118 248V247H116ZM115 248V249H116ZM133 248V247H132ZM137 248V247H136ZM171 248V247H170ZM170 248H165L163 249L164 251H153V252H148L147 254H145L147 252V250L143 249V253L141 255V258L138 259V261H136V264H169L168 259H170L169 257L171 253H176L178 250L175 249H170ZM174 248V247H173ZM215 248V247H214ZM75 249V250H76ZM154 249V247H153ZM83 250V249H82ZM114 250V249H113ZM112 250V251H113ZM139 250V249H138ZM149 250V249H148ZM182 250V249H180ZM68 251V250H67ZM71 251H73L71 249ZM77 251V250H76ZM84 251V250H83ZM89 251V250H88ZM95 251V250H93ZM92 251V252H93ZM78 252V251H77ZM76 252V253H77ZM118 252V251H116ZM130 252H135L132 251V249H130ZM69 253V252H68ZM75 253V252H74ZM114 253V252H113ZM56 254V253H55ZM87 254V253H86ZM94 254V253H93ZM116 254V253H115ZM149 254V255H148ZM204 254V252H203ZM71 255V254H70ZM73 255V254H72ZM133 255V254H132ZM174 255V254H173ZM205 255V254H204ZM203 255V256H204ZM96 256V255H94ZM116 256V255H114ZM199 256V255H198ZM196 256V257H198ZM92 257V256H91ZM111 257V256H110ZM137 257V256H136ZM135 257V259H136ZM207 257V256H206ZM205 257V258H206ZM58 258V257H57ZM56 258V259H57ZM62 264H66L65 260H64V256L62 257ZM71 258V256L69 257ZM89 258V257H87ZM106 258H108L106 256ZM138 258V257H137ZM55 259V262H56ZM96 259V258H95ZM112 259V258H111ZM127 260L129 261L130 259V255L127 253H125V250L123 248H120V253L119 256L114 257V264H132L131 262H127V263H122L123 260ZM198 259V258H197ZM200 259V257H199ZM202 259V258H201ZM58 261L60 260L59 258L57 259ZM93 260V259H91ZM196 260V259H195ZM195 260L192 262L193 264L196 263ZM204 260V257H203ZM74 261V260H73ZM211 261V260H210ZM51 263V261H49ZM61 262V261H60ZM76 262V261H75ZM90 262V261H89ZM126 262V261H124ZM190 262V263H191ZM199 262V261H198ZM204 262V261H203ZM59 263V262H58ZM70 263V262H69ZM68 263V264H69ZM84 263V262H82ZM96 263V262H95ZM238 263L240 264H254L252 262H245V261H239ZM53 264V263H52ZM56 264V263H55ZM79 264V263H78ZM81 264V263H80ZM85 264V263H84ZM113 264V263H112ZM197 264V263H196ZM200 264V262H199ZM202 264V263H201ZM204 264V263H203ZM210 264V263H209ZM211 264H221L220 261H217L216 258L213 259L211 261Z\"/></svg>",
	"mask_w": 264,
	"mask_h": 264
},
{
	"label": "crops",
	"instance_id": "3",
	"mask_svg": "<svg viewBox=\"0 0 264 264\" xmlns=\"http://www.w3.org/2000/svg\"><path fill=\"white\" fill-rule=\"evenodd\" d=\"M254 229H255V232L260 233L261 238H264V224L256 225ZM261 240H262L261 242L264 243V239H261Z\"/></svg>",
	"mask_w": 264,
	"mask_h": 264
}]
</instances>
